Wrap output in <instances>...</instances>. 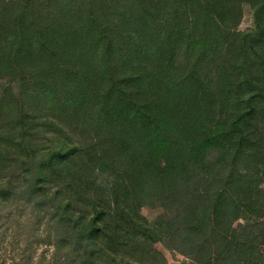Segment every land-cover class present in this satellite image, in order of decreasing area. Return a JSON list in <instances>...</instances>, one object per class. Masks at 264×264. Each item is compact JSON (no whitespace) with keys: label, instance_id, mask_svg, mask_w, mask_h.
Instances as JSON below:
<instances>
[{"label":"trees","instance_id":"1","mask_svg":"<svg viewBox=\"0 0 264 264\" xmlns=\"http://www.w3.org/2000/svg\"><path fill=\"white\" fill-rule=\"evenodd\" d=\"M0 80L14 263L264 264V0H0Z\"/></svg>","mask_w":264,"mask_h":264},{"label":"rangeland","instance_id":"2","mask_svg":"<svg viewBox=\"0 0 264 264\" xmlns=\"http://www.w3.org/2000/svg\"><path fill=\"white\" fill-rule=\"evenodd\" d=\"M254 24H255V16H254L253 8L251 7L250 4L245 3L243 5V16L239 28L246 29L254 26ZM1 83L2 81L0 80V90L2 86ZM164 211H165L164 208L160 205L151 206L149 204H145L142 207V213L150 220L156 219V217L162 214ZM43 227L44 225H42V229H40L39 231V233L41 234L40 236L41 238L34 237L35 235H33V237L31 238L34 244L32 248L34 249V251L32 252L30 251V252L34 254V258H35L34 261L39 260L42 253L46 254L48 257L51 256L52 251L54 249V244H51L49 242L50 239L47 236H45L46 233L44 232ZM28 232H29V228L23 225L20 227H16L15 231L9 229L6 230V237L2 239L0 243V264H17L14 263L15 262L14 257L17 256L18 253L17 250L18 247L16 246V241L17 239H20L23 245L25 246L24 240H26L29 237ZM157 246L166 255L167 257L166 264H180L184 259L187 258L179 251L168 249L161 243H158ZM44 263H47V261H45Z\"/></svg>","mask_w":264,"mask_h":264}]
</instances>
